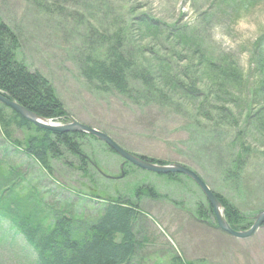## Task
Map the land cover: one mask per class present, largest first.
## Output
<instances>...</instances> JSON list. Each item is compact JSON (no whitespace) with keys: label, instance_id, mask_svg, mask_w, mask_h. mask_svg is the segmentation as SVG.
Returning a JSON list of instances; mask_svg holds the SVG:
<instances>
[{"label":"rangeland","instance_id":"374dc122","mask_svg":"<svg viewBox=\"0 0 264 264\" xmlns=\"http://www.w3.org/2000/svg\"><path fill=\"white\" fill-rule=\"evenodd\" d=\"M42 3L0 0V20L19 35L17 60L41 73L62 101L66 114L56 121L81 122L132 153L194 170L237 207L244 216L240 229H248L264 209V119L262 124L256 119L264 102L258 92L264 84V0ZM240 20L245 27L237 28ZM216 25L227 40L213 38ZM116 30L133 71L144 75L128 78V95L103 90L82 74L81 58L102 57L100 35ZM245 52L247 71L238 64L242 89H234L235 78L221 84L205 63L221 64L225 57L238 62ZM159 59L166 63L165 76L153 75ZM224 106L230 117L217 110ZM232 116L237 126L226 124ZM30 134L13 132L19 140ZM80 142L88 159L84 169L63 149L47 172L7 142L0 127L1 210L13 208L17 214L27 208L47 228L56 211L91 220L108 200L122 196L142 210L133 225L140 245L127 264H170L175 255L187 264H264V224L252 237H234L217 226L204 193L188 176L170 178L124 164L104 142L86 134ZM11 225L0 216V264H34L31 248L11 237Z\"/></svg>","mask_w":264,"mask_h":264},{"label":"trees","instance_id":"16d2710c","mask_svg":"<svg viewBox=\"0 0 264 264\" xmlns=\"http://www.w3.org/2000/svg\"><path fill=\"white\" fill-rule=\"evenodd\" d=\"M36 3L45 5L42 0H36ZM165 30V27L162 28L158 34H162ZM99 40L104 46L103 56L81 58L83 76L87 81L101 86L103 90L128 95L130 91L128 78L137 75V78L142 79L144 75L133 71V61L124 53V38L117 30L111 35H100ZM175 40L177 42L176 37ZM20 46L19 35L9 24L0 20V92L39 116L53 120L63 119L66 112L50 82L41 73L30 71L24 63L17 60V51ZM139 63L142 62L139 61ZM205 63L211 72L214 71L217 78L215 79L221 84L229 83L235 78L238 84L234 89L243 88L242 73L236 59L225 57L221 64L219 63L220 65L215 59ZM157 64L158 66L151 65L158 67L157 70H153V75L165 76L166 63L159 59ZM258 92L264 101V84ZM224 93L232 94L228 91ZM197 94L203 96V94ZM234 99L237 101L236 98ZM232 101L234 100L229 99L228 102ZM259 106L260 111L256 119L262 124L264 102ZM217 110L226 113L228 117L232 114L227 106L218 107ZM231 121L237 126L234 116L226 124ZM0 127L7 142H11L20 151L33 157L47 172L51 171V160L61 157L63 149L77 156L82 169L88 162L80 147V141L84 137L81 132H53L36 127L15 110L1 103ZM14 129H26L33 131V134L21 140L15 139ZM169 176L174 178L176 174ZM216 195L231 227L240 229L244 222L242 213L222 195L218 193ZM208 206V211L214 215L213 208ZM137 208L138 205L135 202L120 196L117 199L108 200L97 217L91 220L78 219L70 211L65 210L63 214L56 211L54 223L47 228L36 219L35 212L26 213L27 208L17 214L13 208L6 210L0 208V216L12 223L10 228L14 235L11 237L15 239L18 236L16 239L18 242L22 239L26 246L31 248L34 264H127L137 246L140 245L133 231V225L139 213ZM78 225H81L83 229L78 230ZM170 264L187 263L180 256H174Z\"/></svg>","mask_w":264,"mask_h":264},{"label":"water","instance_id":"95a60500","mask_svg":"<svg viewBox=\"0 0 264 264\" xmlns=\"http://www.w3.org/2000/svg\"><path fill=\"white\" fill-rule=\"evenodd\" d=\"M0 103L15 110L24 119L32 122L34 125L40 128L47 129L53 132L76 131V132L91 134L96 138H98L99 140L104 141L111 149H113L116 153H118L123 159L142 169L153 171L156 173H161V174L181 173L189 176L200 187V189L205 194L207 200L209 201L210 205L212 206L218 226L223 231L231 234L234 237L242 238V239L252 237L257 232V230L264 224V210H262L257 214L255 221L248 229H244V230L233 229L226 220L223 214L222 205L219 199L217 198V196L214 194V192L208 187V185L201 179V177L194 170L182 164L173 163V164L164 165V164L153 163L150 160L143 159L138 155L126 151L120 145H118L110 136H108L107 134L96 128L79 123L77 121H72L65 124L53 122L30 111L29 109L19 104L17 101L8 99L1 92H0Z\"/></svg>","mask_w":264,"mask_h":264},{"label":"clouds","instance_id":"9594fccd","mask_svg":"<svg viewBox=\"0 0 264 264\" xmlns=\"http://www.w3.org/2000/svg\"><path fill=\"white\" fill-rule=\"evenodd\" d=\"M245 26L246 25H245L243 20L237 21V28H241V27H245ZM213 33H214L213 38L215 40H217V41H219L221 39H225V40L228 39V37L223 35L220 25L214 26ZM232 46L235 47L236 44H233ZM238 64H239V67L242 70L247 71V68H248V54L246 52L241 54V56L239 58V61H238Z\"/></svg>","mask_w":264,"mask_h":264}]
</instances>
